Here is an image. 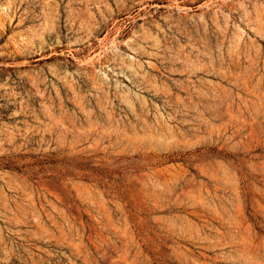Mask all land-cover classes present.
<instances>
[{
    "label": "rangeland",
    "instance_id": "374dc122",
    "mask_svg": "<svg viewBox=\"0 0 264 264\" xmlns=\"http://www.w3.org/2000/svg\"><path fill=\"white\" fill-rule=\"evenodd\" d=\"M0 264H264V0H0Z\"/></svg>",
    "mask_w": 264,
    "mask_h": 264
}]
</instances>
